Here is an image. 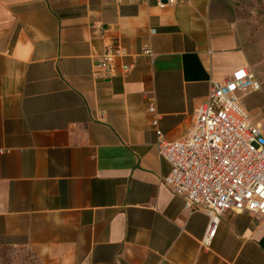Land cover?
<instances>
[{
    "label": "crops",
    "instance_id": "obj_1",
    "mask_svg": "<svg viewBox=\"0 0 264 264\" xmlns=\"http://www.w3.org/2000/svg\"><path fill=\"white\" fill-rule=\"evenodd\" d=\"M0 0V256L40 264H264V213H188L162 178L211 81L264 62L256 0ZM253 1V2H252ZM107 28L125 73L95 78ZM153 29L151 33L150 30ZM151 56L139 53L141 45ZM257 76V75H256Z\"/></svg>",
    "mask_w": 264,
    "mask_h": 264
},
{
    "label": "built area",
    "instance_id": "obj_2",
    "mask_svg": "<svg viewBox=\"0 0 264 264\" xmlns=\"http://www.w3.org/2000/svg\"><path fill=\"white\" fill-rule=\"evenodd\" d=\"M155 1L159 6L165 4ZM89 26L102 43L91 75L109 79L128 71L131 64L119 62L128 55L125 47L106 35L107 28L100 21H91ZM139 53L151 56L145 44ZM260 87L254 71L245 65L223 81H211L205 99L193 109L190 129L176 140L165 139L157 128L153 105L147 107L156 152L169 165L162 181L182 198L189 214L207 216L203 243L214 236L225 212L264 213V130L241 103L243 94Z\"/></svg>",
    "mask_w": 264,
    "mask_h": 264
},
{
    "label": "rangeland",
    "instance_id": "obj_3",
    "mask_svg": "<svg viewBox=\"0 0 264 264\" xmlns=\"http://www.w3.org/2000/svg\"><path fill=\"white\" fill-rule=\"evenodd\" d=\"M253 2V1H252ZM257 5L264 6V0H256ZM257 78L261 82L259 89L249 90L241 98L242 105L252 113L253 118L262 124L264 130V62L256 68ZM0 264H40L29 251L6 253L0 256Z\"/></svg>",
    "mask_w": 264,
    "mask_h": 264
}]
</instances>
